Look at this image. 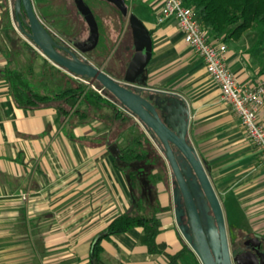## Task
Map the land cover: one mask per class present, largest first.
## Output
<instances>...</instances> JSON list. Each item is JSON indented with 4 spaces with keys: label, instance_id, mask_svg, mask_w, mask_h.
<instances>
[{
    "label": "crops",
    "instance_id": "0c3cea01",
    "mask_svg": "<svg viewBox=\"0 0 264 264\" xmlns=\"http://www.w3.org/2000/svg\"><path fill=\"white\" fill-rule=\"evenodd\" d=\"M131 1L153 40L145 87L163 103L170 98L185 103L187 137L220 198L227 227L243 241L258 236L264 243V159L258 148L176 20L158 23L161 0ZM8 2L0 0V19ZM239 40L226 44L225 62L241 83L258 84L263 75ZM5 62L0 52V66ZM100 135L89 121L59 120L54 105L16 107L0 80V264H91L94 240L132 209L127 180L114 165L110 142ZM158 200L164 210L157 243L176 253L186 240L163 183ZM140 234L134 228L103 240L101 263L168 264L163 254L147 251Z\"/></svg>",
    "mask_w": 264,
    "mask_h": 264
},
{
    "label": "trees",
    "instance_id": "16d2710c",
    "mask_svg": "<svg viewBox=\"0 0 264 264\" xmlns=\"http://www.w3.org/2000/svg\"><path fill=\"white\" fill-rule=\"evenodd\" d=\"M182 1L185 5L194 8L200 23L214 43L227 44L231 41H237L246 31L254 30L256 41L248 52L255 56L263 55L264 0ZM98 3L100 4L99 9L102 6L113 9L110 14L102 16L109 22L110 20L112 22L116 17L115 22H112L114 24L113 31L119 33L124 16L116 7L106 1L99 0ZM40 4L38 5L39 17L46 23V27L50 31H52L50 27H54L64 38L76 42V40L71 39L79 34L71 25L75 24L72 17L75 11L81 17L82 15L77 10L74 0H46L43 5ZM90 8L100 29L98 14L91 6ZM12 13L17 21L14 13V1ZM19 27L21 31H29L24 23ZM72 34L74 36H70ZM54 38L62 43L58 36L54 35ZM0 52L6 60L5 64L0 66V80L7 83L9 94L16 107L38 109L47 105H54L59 120L67 117L68 121H75L76 124L87 120L90 108L99 110L102 107L113 112L112 119L114 121L127 122L132 120V117L128 115L119 101L98 81L82 77L100 88L107 98L89 85L77 81L47 59L41 57L42 62L38 63L37 56L40 54L15 31L7 4L4 6L0 19ZM126 63H124L121 75L109 68L105 71L114 78L122 80ZM145 71L146 69L138 79V84L143 86L146 85ZM260 72L264 75V67ZM142 95L149 98L153 103L160 99L159 94L150 90H142ZM165 104L167 102L162 105ZM157 109L162 115V106H157ZM129 131V135L124 140H120L121 142L118 140L110 142L109 149L114 158V165L127 180L132 196V209L115 217L94 240L90 254L91 264H102L101 258L105 252L102 246L103 240L111 241L113 235L126 233L134 228H141L139 240L147 248V251L150 254H163L167 258L168 264H183L186 259H188L187 264H201L196 253L184 241L182 248L176 253H169L159 248L157 243L161 229L159 213L164 210V207L160 205L158 200V185L167 180L166 169L162 166H156V158L153 159L154 162L149 159L154 148L150 147V139L141 126L134 121L129 126ZM148 132L153 135L150 130ZM69 136L75 138L73 134H69ZM154 139L160 145L157 138L154 137Z\"/></svg>",
    "mask_w": 264,
    "mask_h": 264
},
{
    "label": "water",
    "instance_id": "95a60500",
    "mask_svg": "<svg viewBox=\"0 0 264 264\" xmlns=\"http://www.w3.org/2000/svg\"><path fill=\"white\" fill-rule=\"evenodd\" d=\"M127 18L132 36L133 54L126 64L123 80L85 58L100 39L98 22L85 0H74L84 18L89 35L87 41L73 42V47L55 40L40 19L32 0H14V13L24 36L54 65L70 74L98 81L160 143L172 173L174 217L182 236L196 253L201 264H264V243L258 236L243 241L242 249L232 253L228 228L220 198L196 149L187 137L190 113L185 103L170 98L164 104L153 103L142 95L149 90L138 84L153 51V40L143 21L131 13L125 0H105ZM157 106H162L160 115ZM186 218V221H185Z\"/></svg>",
    "mask_w": 264,
    "mask_h": 264
},
{
    "label": "rangeland",
    "instance_id": "374dc122",
    "mask_svg": "<svg viewBox=\"0 0 264 264\" xmlns=\"http://www.w3.org/2000/svg\"><path fill=\"white\" fill-rule=\"evenodd\" d=\"M8 7L11 13V18H12V24L14 26L15 31L18 33L20 37H22L24 40H26L39 54L40 56H37V61L38 63H41V57L47 59L32 43L29 41L21 31L17 21L15 20L12 10H13V1L14 0H8ZM34 4V8L36 10V13L38 16L39 10H38V5L41 2V0H32ZM87 1V4L91 6L93 9L96 10L98 14V20L100 22V39L98 46L88 52V53H81L85 58H87L89 61L93 62L95 65L98 67L102 68L103 70L106 69H111L113 72L116 74H122L123 66L124 63L130 60L132 54H133V47H132V36H131V31L129 28V24L127 21V18H122V23H121V28L119 33H114V24L112 22H115V19L111 22L108 21V19L104 18L102 15H108L110 14L113 9L104 7L102 6L101 9L98 8L100 5L97 0H85ZM126 4L128 6V9L131 13H134L136 16H138L140 19L142 18L141 14L139 13L138 9H132L135 5L136 2H132L131 0H125ZM71 8L73 9L74 7L71 5ZM97 8V9H96ZM74 10V9H73ZM133 10V11H132ZM111 11V12H110ZM72 20L74 21L71 24L72 27H74V30L76 29L77 32L79 33L78 36L72 37L71 39L74 41H85L88 38L89 35V30L86 22L83 20V18L75 11L74 15L72 17ZM142 20V19H141ZM44 22V21H43ZM144 23V22H143ZM44 24H46L44 22ZM77 25V26H76ZM47 26V25H46ZM53 31V33L59 37V39L62 40L63 45H68L73 47V42L64 38L58 30H56L54 27H50ZM113 28V29H112ZM74 36V34L70 35ZM69 37V36H68ZM256 41V32L254 30H248L246 31L242 37L239 40V46H242L245 50V53L248 54V59L251 61L252 65L254 67L259 69V72L262 70L264 67V52L263 55L255 56L252 55L251 52H248V50L254 45ZM232 42V41H231ZM230 42V43H231ZM48 60V59H47ZM50 61V60H48ZM51 62V61H50ZM52 63V62H51ZM126 63V64H127ZM53 64V63H52ZM54 65V64H53ZM56 66V65H55ZM64 70V69H63ZM147 70V68H146ZM65 71V70H64ZM68 75L76 79L77 81H80L84 84L89 85L92 89L103 95L104 97L107 98V96L102 92V90L95 85L92 84V82H89L86 79L76 78L72 74L68 73L65 71ZM146 71H145V77H146ZM261 73V72H260ZM120 80V79H119ZM123 80V79H122ZM121 80V81H122ZM146 80V79H145ZM143 86V85H142ZM132 117V120H129L127 122H120V121H114L113 118V112L106 108L102 107V109L99 110H93L90 108L88 111V118L85 121H89L90 123L96 124V128L98 129V132H100L101 139L103 138L107 142H114L118 140L121 142L124 140L126 136L129 135V126L135 122H137L141 128L146 132L147 136L150 139V147L152 149L154 148V152L149 156V159L153 161V159L157 160V165L156 166H162L164 167L167 173V180L162 182L165 191L168 193L170 203L171 205L174 206L173 201H172V191L174 187L173 183V178H172V173L169 168V165L164 157V153L161 150V147L159 144L153 140L149 134V132L142 126V124L138 121V119L134 116H132L130 113H128ZM95 121V122H94ZM121 140V141H120ZM149 146V145H148ZM154 162V161H153ZM160 193V192H159ZM134 195V194H133ZM172 206V207H173ZM228 236H229V242H230V248L232 250V253L236 250H241L243 246V239H242V234L238 231H234L231 226H228ZM180 232V230H179ZM181 234V232H180ZM182 235V234H181Z\"/></svg>",
    "mask_w": 264,
    "mask_h": 264
},
{
    "label": "built area",
    "instance_id": "2783aa9c",
    "mask_svg": "<svg viewBox=\"0 0 264 264\" xmlns=\"http://www.w3.org/2000/svg\"><path fill=\"white\" fill-rule=\"evenodd\" d=\"M170 18L176 20L184 41L202 58L207 73L220 89L222 99L232 106L264 159V75L258 84L241 83L225 62L227 45L210 40L192 6L185 5L182 0H161L158 23Z\"/></svg>",
    "mask_w": 264,
    "mask_h": 264
},
{
    "label": "flooded vegetation",
    "instance_id": "af4514ba",
    "mask_svg": "<svg viewBox=\"0 0 264 264\" xmlns=\"http://www.w3.org/2000/svg\"><path fill=\"white\" fill-rule=\"evenodd\" d=\"M88 39V38H87ZM87 39L85 41H87ZM94 50V49H93Z\"/></svg>",
    "mask_w": 264,
    "mask_h": 264
}]
</instances>
